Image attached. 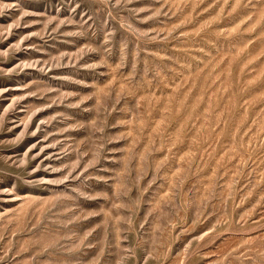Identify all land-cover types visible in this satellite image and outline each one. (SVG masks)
I'll list each match as a JSON object with an SVG mask.
<instances>
[{
	"label": "rangeland",
	"instance_id": "rangeland-1",
	"mask_svg": "<svg viewBox=\"0 0 264 264\" xmlns=\"http://www.w3.org/2000/svg\"><path fill=\"white\" fill-rule=\"evenodd\" d=\"M0 264H264V0H0Z\"/></svg>",
	"mask_w": 264,
	"mask_h": 264
}]
</instances>
